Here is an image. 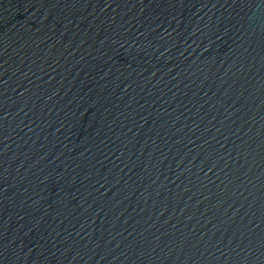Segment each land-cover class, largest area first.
I'll use <instances>...</instances> for the list:
<instances>
[{
    "label": "water",
    "instance_id": "95a60500",
    "mask_svg": "<svg viewBox=\"0 0 264 264\" xmlns=\"http://www.w3.org/2000/svg\"><path fill=\"white\" fill-rule=\"evenodd\" d=\"M0 264H264V0H0Z\"/></svg>",
    "mask_w": 264,
    "mask_h": 264
}]
</instances>
